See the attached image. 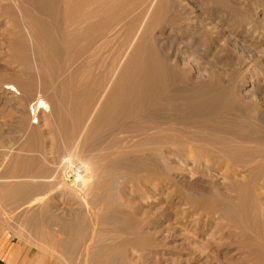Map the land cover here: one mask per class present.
Returning <instances> with one entry per match:
<instances>
[{"label":"bare ground","instance_id":"6f19581e","mask_svg":"<svg viewBox=\"0 0 264 264\" xmlns=\"http://www.w3.org/2000/svg\"><path fill=\"white\" fill-rule=\"evenodd\" d=\"M2 1L3 0L0 1V8H4L5 11L7 10L12 16L10 24L13 30L11 32L9 31L12 41L9 42L11 46L15 48L13 49L15 50L14 57L20 59V62L29 70L28 72L30 74H28L30 76L28 75V79L20 81L19 85L14 83L3 84V91L1 93L7 95L10 99L9 102L11 101V103H13L12 100L14 98L20 99L21 101L32 97V93H34L33 91L37 86L51 91V97L49 98L50 103L42 96H38L34 102L33 108V113H46L48 118L47 123L49 122L48 124L50 127V135L46 138H49V140L47 141L44 138V141H42L43 137L41 139V136L38 138L36 132L38 130L32 129L30 125L29 128L25 130L28 133V137L25 135L28 138V143L25 145L26 150L29 149L31 154L34 152L42 154V156L39 155V159L43 156L48 157H45L47 160L45 159L46 163L44 164L45 167L43 170H41L42 168L39 170V167L36 168L44 174L40 172L39 174L36 170L34 172L37 174L27 173L22 175L27 180L28 178L33 179L32 183L34 184L26 180V183L20 186L17 185L19 188H15L12 194H15L17 191L20 196H23L28 190L34 188L40 192L36 194H40L41 196L46 195L47 197L50 195L53 197V195L59 194L64 197V200H71L73 197H76L79 198L81 204L79 201L78 204L81 205V210L84 212L86 219H88L86 222L88 224L83 228V225L79 226L81 230L87 232L85 234L83 233V235H77L75 239L60 241L58 238L54 237L55 234L51 237L48 236L46 232L42 231V238L45 240L49 238L50 241L53 240V244L56 247L55 250L54 247L50 250L53 251V255L59 251V248L65 253L63 257L60 258L61 255L59 252V258H55L56 260L59 259V263L61 261L62 264H78L92 257L98 264H161L160 256L165 250L170 248L179 250V245L171 247L166 241L169 234H166L167 230L164 225L167 224L165 222L168 218H166L160 210H156L154 213L149 209L148 211L140 213L137 207L134 209L133 205V215L123 212L125 211L123 208L126 209L127 206L131 208L130 204H134L136 199L142 202L143 200H140V198H143L149 202L152 197H158L165 188H170L162 179L163 169L180 166V170L182 169L185 173H190V175H194V173L198 174L199 172L197 173V171L202 170L209 178H215L216 176V178L221 181L216 182L220 183L221 186L227 184L225 181H228V186L234 190H240L242 192L240 194L243 198L241 201L242 204L244 203L246 205V208L251 206L252 202H256V204L257 201L264 203V150L258 149L261 144H264V115L257 114L254 117H249L247 115L248 113L245 111L246 107L240 99L242 96H239V94H237L238 92H235L236 88L233 85V87L230 85L212 86L208 84V82L207 84L203 82L204 84L194 85V75L192 76L190 74V70H192L190 68L193 66L189 69H187L188 66L187 68L184 66V60L192 61L194 65V58L192 57L191 60L188 56H183V58L177 59V49H173L176 41L174 39H169L170 36L168 37V34L175 30L182 31L185 34L190 33L189 29L183 25V21L185 19L192 20L193 18L191 19L188 17L191 11L189 7L187 8V4L185 5L184 0H150L149 4L151 5L148 4L150 7H144L142 11H148L154 6L146 24H142L143 26L140 27L135 34H132V38L125 37L119 42H116L115 38H113L115 35L113 37L110 36L113 32L109 34L111 31H114L113 24L115 18L112 16L114 15L113 12H118V8H124L123 5L127 0H9V2L5 4H3ZM211 1L223 7L228 5V0ZM141 2L142 1H140V3ZM191 3L192 1H189V4ZM132 4L134 3L132 2ZM90 5L94 6L92 10L94 16H88L89 14L86 15L82 12L83 8ZM142 5L145 4L143 3ZM130 7H132L131 4ZM127 10L129 11V8ZM224 10H226V8ZM196 12L197 11H195V13ZM224 12L226 11L218 9L213 13L216 17L215 19H217L218 25L219 22L226 21ZM121 16L122 15H119V17ZM143 16L145 15L143 14ZM246 17L249 18L248 16ZM246 17L243 16V22H246ZM128 20L127 17H125V21L128 22ZM227 20L229 21L228 18ZM122 21L124 20L122 19ZM118 23L119 25L121 24L120 22ZM118 23L115 25V28L118 27ZM157 23L159 25L163 24L159 27L162 31L161 35H164L162 38H160L161 36H159L158 33H150L151 28L154 27L153 25H157ZM124 25L126 26L127 24ZM206 26H208V24ZM212 29L213 28H211V30ZM217 29L218 28H216V30ZM7 30L8 29L4 30V32ZM129 30L132 31L131 29ZM9 32L7 31L8 34ZM0 33H2V31ZM125 33L128 34L127 31ZM223 38L225 37L223 36ZM27 40L31 43V47L27 44ZM101 40L103 41L101 42ZM213 40L215 41V39ZM226 41L227 40H225V42ZM114 42L122 47V51L120 52L119 50L121 49L119 48V50H117L119 53L114 55L116 51L111 57H106L108 59L107 63L105 62L106 58L104 61L102 60V64L104 65L100 64L97 66L96 63H94L91 66L90 62L83 59L90 49L93 51L92 46L95 44L99 43V46H108ZM168 48H172L173 51L170 53ZM30 50L32 61L34 60L32 67V62L30 63L31 58L27 53ZM111 50L112 49H110V51ZM190 53L192 55L194 54L192 51ZM92 54L94 55L95 53L91 52V55ZM175 60L177 62L173 63ZM89 65L91 70L89 69L88 72ZM189 66L191 65L189 64ZM32 70H34L35 76L32 74ZM84 71L88 73L86 72L87 74L84 73V75H81V80L77 82V75L82 74ZM14 79L18 81L16 80L18 78ZM5 102L8 103V101ZM32 105V102L28 105L29 109ZM252 106H254V104ZM254 107L258 108L257 105ZM27 108L28 107L25 106L24 109L29 112L30 110H27ZM232 142L237 143L239 146L242 145V147L245 148L248 147L250 143L253 145L244 150L242 148L239 150L228 149L229 147L231 148L229 145L233 144ZM206 147L210 148L208 150H211V153L212 151H215V155H218L217 152L219 154L222 153L221 157L224 156L227 158L223 163L226 169H222L227 170V172L225 171L226 173H223L221 170L218 172L219 170L215 167L218 157L215 158L213 155L206 156L204 151V149L207 151ZM219 150L221 152H219ZM30 158H24L22 160V170L25 171L24 168H29L31 166H33L32 170H35L34 167L41 163L40 160L38 163L36 157ZM28 170H30V168ZM192 176L190 178H192ZM177 180H179V183L180 179ZM258 182H260V185H258ZM220 184H216L219 189ZM176 185L177 184H175V186ZM230 187L228 188L230 189ZM116 188L119 190L116 191ZM133 188L136 189L134 190ZM127 189H130V194L126 193ZM259 190H262V192L260 191V193H257ZM152 191L154 193H152ZM218 191L220 192L221 190ZM111 192L113 197L116 198L114 194L118 196L116 198L117 201H115L118 204L119 213L114 209L111 216L112 219L107 217L109 220L111 219L113 221L111 223L110 232L119 231L123 233L127 231L139 237L142 231L144 232V230H147V236L144 235L146 238L142 237V239H139L137 236H135L136 238H131L128 244L131 245V247L129 246L130 248L127 247L128 245L122 247V245H126V243L118 240L123 243L120 242L122 244V248H120V245H118L120 243L117 245L113 244V242H117L116 238L112 237L111 241H108L106 237L101 236L102 233L100 235L99 231L103 230L102 227L106 223H104L105 217L99 214V210L96 209V206L98 207L101 203H103L101 205L106 204L105 207H103L104 209L107 204L112 205L113 202L110 200L112 196V194L110 196ZM15 196L13 197L15 198ZM20 196H18L17 199ZM36 200L39 201H35L36 203H41V199ZM241 201L238 200L239 205ZM29 203H31V201ZM226 206L229 207V205ZM230 206L232 207L233 205ZM235 206L236 205L233 207L235 208ZM38 207L39 206H37V208ZM107 208L111 209L109 207ZM217 208L221 210L220 207ZM230 208L226 207L223 209L231 212L232 209L230 210ZM239 208L241 209V205ZM53 209L57 208L51 205L44 210L41 209L39 211L37 209L38 212L33 218L36 231L39 232L41 230L40 221L44 218L42 216L45 215L43 214L44 211L46 214L48 213L50 220L54 219L56 222L60 219L56 214L51 213ZM206 209H204L205 212ZM211 209L213 210L214 208ZM237 209H234L235 214L234 211L231 212L232 215H236ZM213 211L215 214L216 211ZM239 211H237V216L241 215V212L238 213ZM250 212L249 213L252 214L253 209ZM249 213L245 211L244 214H247L248 219L256 217L255 211L252 214V216L255 217H249ZM207 215L208 214L205 216ZM220 215L219 213V216ZM260 215L261 214H259V216ZM259 216L257 215V219H253L256 221L259 218L261 219V221L259 219L257 223L255 222L256 225L258 222L264 224L262 222L264 221V219L262 220L263 216L262 218ZM206 218L208 219V216ZM206 218L203 219L204 222ZM240 218L242 217L239 216L238 219ZM58 222V225H60V227H58L63 229H61V231L59 230L58 234L60 232L63 234L62 231H71L72 229L73 232L76 228L73 233L75 234L77 230H80V228L76 227V223L74 224L76 221L59 220ZM79 222L81 223V221ZM248 222L252 223V221H247V224ZM198 223H200V221ZM82 224H85V222H82ZM87 225L88 228L90 225L89 233ZM85 227L87 230H85ZM99 228L100 230H98ZM54 231L55 230H53V232ZM262 231L264 232V229L259 230L260 233ZM175 236L176 235H174V237ZM96 237H98L97 240ZM189 237L188 235V238ZM204 237H206V235ZM262 237L264 238V236ZM210 239H206L207 243H210L208 242ZM125 241H127L126 238ZM257 241L259 242V238ZM250 242L253 244L251 245V248H253L256 241L253 243L251 240ZM261 244L264 245L262 242L259 245L261 246ZM203 245L205 246V244ZM183 247L186 246L183 244L182 248ZM255 247L252 250L253 252H262L264 254V247H257L258 249ZM44 248L46 249V247H43V250ZM211 248H213V246ZM91 249H94L92 254L90 253ZM252 254L254 255V253ZM256 254L255 256L258 258L259 254ZM263 254L260 253L259 259ZM91 260L89 262H92ZM262 262H264L263 258ZM94 264H96L95 261Z\"/></svg>","mask_w":264,"mask_h":264},{"label":"rangeland","instance_id":"374dc122","mask_svg":"<svg viewBox=\"0 0 264 264\" xmlns=\"http://www.w3.org/2000/svg\"><path fill=\"white\" fill-rule=\"evenodd\" d=\"M140 1H142V2L140 3ZM189 1H192V3L189 4ZM203 1H204V3H203ZM209 1L208 0H184L185 5L187 4L186 5L187 8L189 7V9L191 11V14H189L188 17H190L191 19L193 18L192 20H186L185 19L184 21H187V22L183 21V25H185L189 29L190 33L185 34L182 31L175 30V31H172L170 34H168V37L170 36L169 39H174L176 41L173 49H177L176 50L178 52L177 53V59L183 58V56H188V58L189 59L191 58V60H192V57L194 58V62H193L194 65L192 64V61H187V60L185 61L184 60V63H185L184 66H186V68L188 66L187 69H189L192 66L194 67V68L193 67L190 68V69H192V70H190L191 71L190 74L192 76L194 75L193 76L194 80H195L194 85L204 84V83L207 84V82H208V84H210L212 86H217V85L218 86H221V85L222 86L223 85L229 86L230 85L231 87L234 86L236 88L235 92H238L237 94H239V96H242V97H240V99H241L243 105L246 107L247 110L245 109V111H246V113H248L247 115L249 117H251V116L254 117L257 114H259V115L263 114L264 115V86H263L264 85V0H228V5L224 6V7L217 4V3L215 4L211 0H209ZM2 2H3V4H5V3H8L9 0H3ZM132 2L135 5L132 4ZM149 2H150V0H148V1H145V0H127L123 5L124 8H120V9L118 8L117 13H119V14H117L116 12H115L116 13L115 14L113 12L114 15L112 14L113 16L112 15L111 16L115 18L114 21L115 22L118 21L121 23L119 25L118 22H116V24L114 22V24H113L114 31H111V33H109V34H112V32H113V34L110 36L113 37L115 35L113 38H115L116 42L121 41L125 37L132 38V36H133L132 34H135L140 27H142L143 25L146 24V22L148 21V19L151 16L152 8H154V6H153L148 11L142 12L144 7H146V8L150 7V6H148ZM143 3L145 5H142ZM130 4L132 7H130ZM194 4H195V7H194ZM125 5L127 8L125 7ZM140 5H141V7H140ZM149 5H151V4H149ZM208 5H210V6H208ZM217 6H218V8H217ZM93 8H94V6H91V5L87 6V7L83 8L82 12L86 15L89 14L88 16H94V13L92 12ZM128 8H129V11L127 10ZM222 8H224V9L226 8V10H224ZM234 8H237V9H234ZM218 9L227 12V13L224 12L226 15V21L219 22V25H218L217 19H215L216 17L213 15V13H215ZM193 11H194V13H193ZM195 11H197V12L195 13ZM234 11H235V13H234ZM252 11H253V13H252ZM205 12H206V14H205ZM143 14L145 16H143ZM146 14H147V16H146ZM119 15H122V16L119 17ZM243 16L249 17V18L246 17L247 18V20H246L247 24L245 21H244L245 23L243 22V19H244ZM125 17H127V20L129 18L128 22L125 21ZM142 17L143 18L146 17V18L143 19ZM0 18H1L0 19L1 20L0 25L1 24L3 25V26L2 25L0 26V32L2 31V33H0V256L2 257L0 259V264H8V262H7L8 255H9V257H8L9 259L12 258V256H14V255L17 257V260L15 258V260H16L15 263H12L9 260V264H36V262H37V264H58L59 259L56 260L55 258L56 257L59 258L60 255H61L60 258H62L65 253L62 252L61 248L58 247L59 249L58 248L57 249L59 251L57 253H55V255H53L54 254L53 251H50V250H52L51 249L52 247H54V250L56 249V247L53 244V240L51 239L52 241H50L49 238H47L46 240L44 238H42L43 237L41 235L42 231L46 232L48 234V236H51V237H53V235L55 234L54 237L58 238L60 241L75 239V238H77V235H83V233L85 234L87 232V231L84 232L83 230H81V228L79 226L83 225L82 226V228H83L86 224H88V223H86L88 221V219H86L84 212H82V210H81V207H80L81 203L79 201V198H76V197H73L71 200L70 199L64 200V197L62 195H59V194H55V195H53V197H51L50 195H48L47 197H46V195L41 196L40 194H36V193H40V192H38L34 188H31L30 190H28V192L25 193V195H23V196H20L17 193V191L15 194H12L15 188L16 189L19 188L17 185L20 186L21 184L26 183L27 179L24 178L22 175L27 174V173L37 174L36 172H34L37 170L36 168L39 167V170L41 168H42L41 170H43V168L45 167L44 164L46 163V160H47L46 158H48V157L45 156L46 157L45 158L43 156L39 159V157L42 156V154H40L39 152H34V151H33L34 153L32 152L33 154H31V151H29V149L26 150L25 145H26V143H28V140H27L28 139L27 138L28 133L25 130H26V128H29V125H30V127L32 129L34 128V129L38 130V131L35 130L37 132L38 138H40V136H41V139L43 137L42 141H44V138L47 141L49 140V138L48 139L46 138L50 135V133H49L50 127L48 124L49 122L47 123L48 118L46 116V113H42V112L41 113H38V112L33 113V108H34V102L38 98V96H42L43 98L46 99V101H48L50 103L49 98L51 97V91L42 89V88H40V86H37V88H35V90L33 91L34 93H32V97L27 98L28 100L26 99V100L20 101V99L14 98L13 99L14 101L12 100L13 103H11V101L9 102L10 99L8 98L7 95H4L3 93H1L3 91V84L14 83L16 85H19L20 81L28 79V75L30 73L28 72L29 70L26 69L24 64H22V62H20V59L14 57L15 50H13V49H15V48H13L10 44V42L12 41V37L10 35V32L13 30V28L10 24L11 23L10 19H12V16L10 15V13H8L7 10L5 11L4 8H0ZM135 18H137V19H135ZM227 18L229 19L230 22L227 20ZM113 19H112V21H113ZM122 19L124 21H122ZM210 19H212V20H210ZM232 19H234V20H232ZM248 19H249V21H248ZM119 20H121L122 22ZM207 21H208V23H207ZM129 22H131V23H129ZM210 22H211V24H210ZM117 23H118V27L115 28V25H117ZM133 23H134V25H133ZM124 24H127V25L125 26ZM207 24H208V26H206ZM238 24H240L241 26ZM123 25H124V28H123ZM158 25H159L158 23H157V25L154 24L153 25L154 27L152 26L153 28H151L150 33H152V34H153V32H155L154 34L158 33L159 36H161L160 38H162V37H164V35L163 36L161 35L162 31H161V28H159V27H161L163 24L159 25V26ZM212 25H214V26H212ZM215 25H216V27H215ZM130 26H132V27H130ZM209 27L213 28L212 29L213 31ZM1 28H2V30H1ZM207 28H208V30H207ZM216 28H218L219 30L218 29L216 30ZM6 29H8L7 30L8 32L10 31L9 34L7 33V31L4 32V30H6ZM129 29H131L132 31H130ZM203 29H204V31H203ZM126 31L128 34L125 33ZM194 33H196V34H194ZM197 33H199V34H197ZM205 33H207V34H205ZM124 34H126V35H124ZM217 34H219V35H217ZM207 35H209V36H207ZM222 35L225 38H223ZM187 37H189L190 39ZM163 39H165V38H163ZM187 39H189V40H187ZM213 39H215V41ZM223 39H224V41H223ZM225 40H227V41L225 42ZM102 41L103 40H101V42ZM209 41H210V43H209ZM212 41H214V42H212ZM221 41H223V42H221ZM27 42H28L27 44L31 47V43H29L28 40H27ZM114 43L110 44L108 46H106V45L99 46L100 45L99 43L95 44L94 46H92L93 51L90 49L85 54L83 59H86L88 62H90L91 66L94 63H96L97 66L102 64L106 57H111V55H113L117 50H119V48L121 49L119 51L120 52L122 51V47L119 46L118 43H115V45H114ZM190 44H191V46H190ZM193 45H194V47H193ZM187 46H188V48H187ZM216 46H218V47H216ZM203 47H205L206 49ZM106 49H107V51H106ZM110 49H112L113 51L112 50L110 51ZM123 49H124V47H123ZM173 49L168 48V50H170L169 51L170 53H171V51H173ZM179 49H180V51H179ZM8 50H9V52H8ZM119 51H117L114 55L119 53ZM191 51H192V53H194L193 55L190 53ZM91 52H94L96 55L95 54L91 55ZM207 52H208V54H207ZM27 53L29 54V56L31 58V55H30L31 50L28 51ZM189 56H191V57H189ZM196 57H198V58H196ZM107 60L108 59L106 58V60H105L106 63H107ZM33 62H34V60L32 61V58H31L30 59L31 67L33 66ZM175 62H177V61L176 60L173 61V63H175ZM187 62H189V63H187ZM189 64L191 66H189ZM90 65H89V68L87 67L88 70L85 69L88 72H89V69L91 70ZM102 65H104V64H102ZM32 71H33L32 74L35 76L36 74H35L34 70H32ZM87 71H84L82 74L77 75V82L81 80V78H82L81 75H84V73L85 74L88 73ZM20 74L23 75L24 77L21 76ZM202 74H203V76H202ZM199 76H201V77H199ZM14 78H18L16 80H18L19 82L15 81ZM257 99H258V102H257ZM253 100H254V102H253ZM5 101H8V103ZM247 101H248V103H247ZM31 102L33 105L29 109L28 105ZM255 103H256L258 108L254 107V106H256ZM253 104H254V106H252ZM25 106L28 107L27 110L29 109L30 110L29 112H27L24 109ZM22 107H23V109H22ZM253 108H255V109H253ZM24 127H25V129H24ZM25 135H27V137ZM218 136H221V135H218ZM252 145L250 143L249 146L245 148V147H242V145L239 146V145H237V143H233V144L229 145V146H231V148L229 147L228 149L239 150L242 148L244 150V149L249 148ZM259 147L260 148H258V149L264 150V144H261ZM261 147H262V149H261ZM208 149H210V148H207V151L209 153L206 151V149H204L205 155L206 156L213 155L215 158L218 157L217 158L218 161L216 162L215 167H217V170H219L218 172H220V170H221V171H223V173H226L227 170H222V169L223 168L226 169L224 167L223 163L226 161L227 158H225L224 156L221 157L222 153L219 154L217 152L218 155H215L216 154L215 151L214 152L212 151V153H211V150H208ZM219 152H221V151L219 150ZM37 153H39V154H37ZM31 156L34 158L36 157L38 159V163L40 160V162L42 164L40 163V164H38V166H35L34 167L35 170H32L33 166H31V167L28 166L30 168V170H28L29 168H24L25 171L22 170V166H21L22 160L24 158L29 159ZM179 167H177V166L174 167L176 171L172 167L170 169L169 168L163 169V171L165 173L162 171L163 172L162 179L164 180V183H166L170 187V188L167 187L169 189L165 188L163 191H161V193L158 197H152V199H150L149 202L143 198H140V200H143L142 202L138 201V199H136L134 204H130L131 208H129L128 206L126 207V209L123 208V210H125L123 212H126L127 214H130V215H133V211H134L133 207H134V209H136V207H137L138 211H140V213L148 211L149 209H150V211L152 210L154 213L156 212V210H160L164 214V216L166 218H168L165 223H167L169 225L164 223L165 229L167 230L166 234H169L168 235L169 237L167 236L168 238L166 239V241L171 247H173L175 245L176 246L179 245L180 248L178 247L179 250L175 249V248H170L171 250L167 249L163 253L161 252L162 255L160 256V263L161 264H263L264 262H262V258L264 260V254L262 252H253L252 250L254 249L255 246L260 248L263 245V244H261V246L259 245L261 242L264 243V240H263L264 238L262 237V236H264L263 235L264 232L263 231H262L263 233L259 232V230L264 229V224H260V222H258V224H259V225L257 224L259 226V230H258V226L256 225V223L260 218L257 221L253 220V219H257L256 217H257V215L259 216V214H261L260 215L261 218L263 216L262 220L264 219V210H263L264 209V203L257 201V204H256V202L255 203L252 202V205L246 208V205L244 203L242 204V201H241V199H243V198H242L240 193H242V192L240 190H234L230 186H228L227 185L228 181L224 180L225 182H227V184L224 183L225 185L221 186L220 183H217V182H221V181L218 178H216V176H215V178H211V177L209 178L200 169H199L200 171H197V173L199 172L200 174L199 173L196 174L193 171L194 175L192 174L193 175L192 176V175H190V173H188V172L185 173V171L182 169L180 170ZM171 170H173V171H171ZM39 172L43 173L42 171H38V173ZM173 174H175V175H173ZM203 174H205V175H203ZM197 175H198V177H197ZM191 176H192V178H190ZM176 178L180 179L179 183H178L179 180H177ZM181 178H182V180H181ZM29 179L30 178H28L27 182L34 184V183H32L33 179H30V180ZM172 180L175 182H173ZM185 181H186V183H185ZM212 182H214L215 185L220 184L219 185L220 189H219L218 185L215 186L214 183H212ZM259 183L260 182H258V185H260ZM175 184H177V185L175 186ZM223 187H225V188H223ZM228 187H230V189ZM224 189H226V190H224ZM117 190H119V189L116 188V191ZM218 190H221V191L219 192ZM225 191H227V192H225ZM260 191L262 192V190H259V192L257 191V193H260ZM9 193H10V195H9ZM126 193L130 194V189L129 190L127 189ZM152 193H154V192L152 191ZM111 194H112V192L110 193V196H111ZM114 195H116V198L118 197L117 194H114ZM263 195H264V193H263ZM13 196H15V198ZM18 196H20L19 198L20 199L22 198V199L21 200L19 198L17 199ZM45 197L47 199V202H46ZM23 198H24V201H23ZM35 198L41 199L40 200L41 203H36L39 201H37ZM116 198L113 197V194H112V196L110 198V200H112V202H113L112 205L107 204L106 208H104V209H103V207H105L106 204L101 205V204H103V203H101L100 204L101 206L100 205H98V207L96 206V209L99 210L98 211L99 214L102 217H105L104 223L107 224V225L105 224L106 226L105 225L103 227L101 226L103 230H100V228L98 230H100L99 231L100 235L102 233L101 236L106 237L108 239V241H111L112 237L116 238L117 239V240L115 239L117 241L116 243L112 241L113 244H115V245H117L121 241H123V243H126V245L123 244L122 242L121 243L123 245L121 243L118 244V245H120L119 247L122 248L123 246L124 247L127 246L129 244V242L131 241V238H134L137 235H134L133 233L127 232V231H124L123 233H121L119 231H118L119 233L118 232H112V233L110 232L111 231V225H112L111 223L113 222L111 220L113 210L116 209L117 213H119L118 212L119 207H118V204L116 203V201H117ZM238 200L241 201V204H240L241 209L239 208L240 205H239ZM30 201H31V203H29ZM78 201L80 204H78ZM188 201H191V202L194 201V202L191 203ZM196 201L197 202L199 201V202L197 203ZM209 201L212 203H210ZM139 202H140V204H139ZM184 203H186V204H184ZM222 203H224V204H222ZM253 203H254V205H253ZM43 204H44V207H43ZM187 204H189V205H187ZM192 204H194V205H192ZM237 204L239 207L237 206ZM27 205H29V206H27ZM51 205L54 206V208H57V209L51 210V213L56 214L58 216V218H60L59 219L60 221L61 220H63V221L64 220H69V221L73 220V222L76 221V222H74V224L76 223L77 226L76 225L75 226L80 228L81 231L77 230L76 233L73 234L74 231L76 230V228L74 227L75 230L73 232H72V230H73L72 229L71 231L66 230L65 231L66 233L64 231H62L63 234L61 232L58 234L59 230L61 231V229H62V228H59L60 227V225H58L59 220L56 222L54 219L50 220L48 213L46 214V212L44 211L43 214H45V215H42L44 218H42V220L40 221V225H41L40 229L41 230L39 231L40 232V235H39V232L36 231L34 228V223H33L34 215L38 212V210L39 211L41 209L44 210L45 208H47L48 206L50 207ZM191 205H192V207H191ZM226 205H229V207ZM230 205H233V206L236 205L235 208L236 209L239 208L236 210V215H232V213H231L232 211H234V214H235V210H234L235 208L233 206H232L233 207L232 208ZM242 205H243V208H242ZM37 206H39V207L37 208ZM208 206H209L210 210H209ZM225 206L227 208L231 207L230 208V210L232 209L231 212L230 211L228 212L226 209H223V208H226ZM107 207H109L111 209H108ZM217 207H220V208L222 207V208L220 210ZM153 208H155V209H153ZM206 208H208V209H206ZM211 208H214L213 210L216 211L215 212L216 215L214 214V211ZM204 209H206V212ZM250 209L251 210L253 209L252 214L255 211L256 217L252 216V214H250L251 213ZM225 210L227 213L225 212ZM239 210H241V211H239ZM209 211H211V212H209ZM237 211H239L238 213L241 212L240 213L241 215H239V214L238 215L241 216L242 218L238 219L239 216H237ZM245 211L248 213L250 212L249 217H255V218L248 219L247 214L244 215ZM29 212H30V214H29ZM257 212H258V214H257ZM65 213H66V215H65ZM76 213H77V216H76ZM209 213H211V214H209ZM219 213L221 214L220 216H219ZM81 214H82V216H81ZM201 214H203V215H201ZM206 214H208L207 215L208 219L206 218L207 216H205ZM107 217L111 218V219L109 220ZM138 217H140V216H138ZM203 217L206 218L205 222L203 220L204 219ZM53 220H54V222H53ZM79 221H81V223ZM199 221H200V223H198ZM247 221H252V223L248 222V224H247ZM253 221H254V224H253ZM260 221H261V219H260ZM82 222H85V224H82ZM195 222H197V223H195ZM262 222L264 223V221H262ZM249 224H250V226H249ZM173 227H175L176 229ZM260 227H262L263 229ZM56 228H57V230H56ZM87 228H88V225H87ZM87 228L85 227V230H87ZM52 229L55 231L53 232ZM88 229H89L88 230V233H89L90 232V225H89ZM146 231L147 230H144V232L142 231L140 236L139 237L137 236V238L142 239V237H145L144 235L147 236ZM80 233H82V234H80ZM88 235H86V236H88ZM174 235H176V236L174 237ZM188 235L190 236L189 238H188ZM205 235H206V237H204ZM247 236H249V237H247ZM210 237H211V239H210ZM97 238L98 237H96V240H97ZM125 238L127 241H125ZM165 238H166V236H165ZM212 238H214V239H212ZM248 238H249V240H248ZM251 238H253V239H251ZM258 238H259V242L257 241ZM128 239H130V240H128ZM185 239L190 240V241H186ZM204 239L205 240L210 239L208 241L210 243H207V240L205 241ZM246 239H247V242H246ZM118 240H121V241H118ZM132 240H134V239H132ZM216 240L218 241V243ZM251 240L253 243L255 241L258 242V243H256V242L254 243L255 246H253V248H251V245H253L250 242ZM50 242H51V244H50ZM192 242H194V243H192ZM249 242H250V244H249ZM247 243H248V245H247ZM183 244L187 248L183 247L184 248L183 249L182 248ZM203 244H205V246ZM121 245H122V247H121ZM214 245H215V247H214ZM47 246H49V247H47ZM129 246L131 247V245H128L127 247L130 248ZM206 246H208V247H206ZM212 246H213V248H211ZM43 247H46V249H48V248L49 249L46 250L44 248V250H43ZM205 247H206V249H205ZM257 247H255V248H257ZM262 247H264V245ZM181 248H182V250H181ZM202 250H205V251H202ZM93 251H94V249L93 250L91 249L90 253L92 254ZM59 252H60V255H59ZM252 253H254V255ZM260 253L263 255L259 259ZM225 254H227V255H225ZM255 254L256 255L259 254L258 258H257V256H255ZM88 259L83 261V262H79L78 264H94V261L96 262V264H98V262L96 260L92 259V257H90L89 260ZM90 260L92 262H89ZM259 260H261V261H259ZM59 264H62V262L60 261Z\"/></svg>","mask_w":264,"mask_h":264},{"label":"crops","instance_id":"0c3cea01","mask_svg":"<svg viewBox=\"0 0 264 264\" xmlns=\"http://www.w3.org/2000/svg\"><path fill=\"white\" fill-rule=\"evenodd\" d=\"M19 253V252H18ZM8 257H9V255H8ZM7 257V262H8V264H9V260L12 262V263H15L16 262V260H17V257L14 255V256H12V258H8ZM2 257L0 256V259H1ZM15 258H16V260H15Z\"/></svg>","mask_w":264,"mask_h":264}]
</instances>
